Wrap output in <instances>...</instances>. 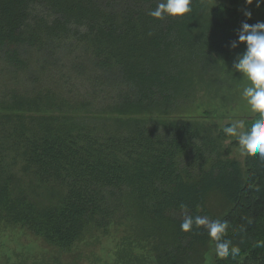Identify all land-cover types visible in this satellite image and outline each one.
I'll return each mask as SVG.
<instances>
[{"label":"trees","instance_id":"obj_1","mask_svg":"<svg viewBox=\"0 0 264 264\" xmlns=\"http://www.w3.org/2000/svg\"><path fill=\"white\" fill-rule=\"evenodd\" d=\"M159 2L0 0V221L66 252L117 226L115 264H205L214 242L180 230L188 212L226 220L241 248L210 264H264V160L243 166L190 114L247 18L192 0L155 19Z\"/></svg>","mask_w":264,"mask_h":264},{"label":"rangeland","instance_id":"obj_2","mask_svg":"<svg viewBox=\"0 0 264 264\" xmlns=\"http://www.w3.org/2000/svg\"><path fill=\"white\" fill-rule=\"evenodd\" d=\"M223 2L228 3V0H209L211 8ZM237 7L241 11L248 8L253 13L252 17L260 20L263 6L257 8L255 3L249 6L245 0H239ZM235 53L231 58H235ZM231 68L232 63L228 62L221 70L200 74L197 99L190 110V114L195 116L206 115L201 120L215 129L223 128L236 119H243L248 125L254 118L250 107L240 96V90L249 82ZM233 140L236 139L229 137L224 141L226 146L232 144L230 156L245 166L246 155L241 153L237 142L232 143ZM126 234L123 228L112 226L106 234L89 237L66 252L49 245L28 228L0 221V264H115L117 250ZM210 249L205 264H210L215 254L214 245ZM135 251L142 252L140 248Z\"/></svg>","mask_w":264,"mask_h":264},{"label":"clouds","instance_id":"obj_3","mask_svg":"<svg viewBox=\"0 0 264 264\" xmlns=\"http://www.w3.org/2000/svg\"><path fill=\"white\" fill-rule=\"evenodd\" d=\"M253 3L257 8L264 6V0H245L246 5ZM191 4L192 0H160L147 14L155 19H164L166 16L183 17L191 12ZM242 11L247 19L235 30L236 38L229 41L228 47L235 50L241 45L245 46L242 53L236 54L231 70L241 73L249 82L240 90V96L250 107L254 119L250 125H246L243 119H236L224 126L222 131L226 136L236 139L242 154L264 160V20L250 24L247 20L252 18V11L248 8ZM228 227L226 220H212L207 216H193L188 212L184 213L180 224L183 232L203 228L210 241L214 242L216 257H231L235 260L241 255V248L233 244L231 239L225 238ZM255 246L264 247V240L257 241Z\"/></svg>","mask_w":264,"mask_h":264}]
</instances>
